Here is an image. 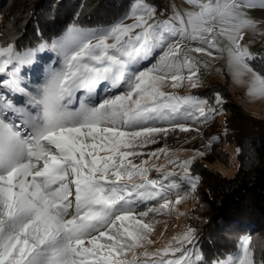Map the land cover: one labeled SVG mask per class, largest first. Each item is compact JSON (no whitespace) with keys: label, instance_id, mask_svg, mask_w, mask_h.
Masks as SVG:
<instances>
[{"label":"snow or ice","instance_id":"obj_1","mask_svg":"<svg viewBox=\"0 0 264 264\" xmlns=\"http://www.w3.org/2000/svg\"><path fill=\"white\" fill-rule=\"evenodd\" d=\"M186 2L196 10H174L167 19H158L145 0H133L110 25L69 24L50 45L59 67L34 89L22 70L49 46L21 53L14 43L0 44V264H201L192 227L155 251L146 245L153 243L150 217L175 211L195 192L200 178L191 165L207 153L196 149L185 160H168L181 170L177 178L175 169L148 166L170 149L148 153L147 160L141 150L170 129L199 132L182 121L207 123L217 114L207 100L163 90L185 80L199 87L198 63L181 56L182 41L206 45L190 51L211 56L209 49L223 51L213 35L218 28L233 78L246 84L249 97L264 99V70L252 65L264 57L242 44L258 25L246 10L264 9V0ZM7 93L30 107L18 108ZM76 101L79 107L70 108ZM216 103H222L218 93ZM159 123L169 127L154 126ZM153 170L162 176L150 179ZM184 183L191 192H182ZM142 203L146 210L138 211ZM210 264H255L251 238Z\"/></svg>","mask_w":264,"mask_h":264},{"label":"trees","instance_id":"obj_2","mask_svg":"<svg viewBox=\"0 0 264 264\" xmlns=\"http://www.w3.org/2000/svg\"><path fill=\"white\" fill-rule=\"evenodd\" d=\"M133 0H0V44L14 43L18 52L50 45L73 22L82 27L106 26ZM161 9L162 0H145ZM79 14V15H77ZM264 70L262 66L255 68ZM226 114L225 140L239 152L231 177L207 170L199 161L191 172L199 176L196 207L189 226L196 230L195 248L201 264L235 254L242 238H251L255 264L264 263V119L246 114L230 101L226 87L211 85ZM209 91V92H208ZM189 186L183 184L182 192ZM153 205V202H145ZM145 203L139 204L138 208Z\"/></svg>","mask_w":264,"mask_h":264},{"label":"rangeland","instance_id":"obj_3","mask_svg":"<svg viewBox=\"0 0 264 264\" xmlns=\"http://www.w3.org/2000/svg\"><path fill=\"white\" fill-rule=\"evenodd\" d=\"M132 2L133 1L126 5L120 16L110 24L117 21L125 14L129 10ZM174 10L183 12L185 10L194 11L196 9H194L192 5L187 3L186 0H162L161 9H156V17L158 19H167L173 14ZM246 11H248L249 15L258 22V25L257 32L254 33L250 30H247L245 32V39L242 41V44L247 45L250 52H252L257 57H264V34H262L264 33V9L256 8ZM124 22L131 23L132 21L129 19L125 20ZM213 35H215L217 45L223 51L209 49V51L212 52L211 56L190 51L191 48L206 47V45L190 41L181 42L183 45L181 56L183 57V55L187 53L198 63L199 87L192 88L188 84L187 80H185L182 86L179 88L172 89L169 83L164 87L163 90L166 92H175L180 96L193 95L207 100L208 104L205 107L215 108L217 110V114L213 115L212 119L207 123L193 122L191 120L182 121L192 129L198 128L199 132L195 130L189 132H181L178 128L170 129L167 136L159 134L156 137L157 143L148 144L146 148L141 150L143 153H145V155H143L141 158L147 160L148 153L155 152L159 148L166 147L170 149L171 154L167 158H165L164 156H160L159 159H157L156 157H152L149 161L148 166L165 165L163 172L175 169L177 178L179 177V175H181V170L178 167L169 164L168 160H185L193 156V150L196 149L207 153L203 157L197 156L194 160L199 161L206 167L207 170L216 171L224 177L233 176L237 170V147L234 144H229L225 140L226 114L221 108V103H216L217 93H210L209 91V93L206 92L208 88H212L211 85L216 83H219L220 86L224 85L226 87V90L228 91L230 101L238 105L246 114L264 119V99H254L249 97L246 94V84H240L236 82L227 65V39L226 37L220 36L218 34V28ZM208 38L211 39L212 37L210 36ZM50 45H47L49 47L38 51L36 54L35 62L29 66H25L22 70L24 82L28 84L30 89H34L39 84H42L44 82L46 74L52 68L59 67L57 54L51 50ZM40 46L36 47L33 50L39 49ZM263 61L264 60L258 59L256 61H253L252 65L254 68L261 67ZM184 75H188L187 71H185ZM243 79L247 80L248 77L246 76ZM7 94L10 100L18 108H20L21 106H24V108L30 107L26 104L25 98L21 95L13 93ZM103 94L104 93L101 92V95ZM77 95H81V93H78ZM69 107H79V101H76L74 104L69 105ZM154 126L166 128L169 127L167 123H159ZM213 136L217 137L218 139L212 143L210 148H207V142L209 138ZM141 158H137L134 162L139 163V160ZM163 172L158 173L153 170L149 173V178L151 179L160 177L162 176ZM185 192H191L190 188ZM171 199L175 200L174 194L171 196ZM151 206L153 205H150L149 207ZM195 207L196 199L192 196L191 193L187 199L176 205L175 211H172L171 213L164 212L161 214H153V216L150 217V219H153L155 221L154 230L150 235V239L153 241V243L150 245H146L148 251H155L156 249L162 248L173 236L186 231V229L190 227L189 218L192 217ZM145 210V205L138 208V211ZM180 213H182V215ZM139 251L140 250H138V254Z\"/></svg>","mask_w":264,"mask_h":264}]
</instances>
